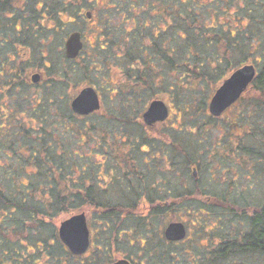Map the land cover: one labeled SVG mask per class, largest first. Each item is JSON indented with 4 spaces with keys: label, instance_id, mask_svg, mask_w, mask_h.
Returning a JSON list of instances; mask_svg holds the SVG:
<instances>
[{
    "label": "trees",
    "instance_id": "1",
    "mask_svg": "<svg viewBox=\"0 0 264 264\" xmlns=\"http://www.w3.org/2000/svg\"><path fill=\"white\" fill-rule=\"evenodd\" d=\"M98 2L0 0V64H5L0 84L1 75L10 69L11 52L20 49L28 52L38 67L45 68L47 77L42 106L22 85L20 90L12 89L14 94L7 101L0 97L4 112L0 113V214H10L4 217L5 223L21 226L20 221L25 220L35 226L43 224L39 218L86 209L99 229L102 223L108 225L109 235L116 225L123 232L132 231V237L124 235L136 243L125 253L139 254L143 264H264V192L255 206L222 201L229 211L234 208L243 213L244 228L218 234L216 247L214 230L207 231L202 222L200 231L204 228L202 234L209 238L205 245L191 242L185 248L181 247L184 243H166L162 226L154 227V222L199 204L198 198L204 193L191 187L192 183L188 185L189 180L194 186L199 182L188 176L189 169L196 170L197 127L159 134L161 142L144 139V127L141 133L134 132L140 126L137 121L144 105L160 100L157 97L166 96L182 116L201 114L203 96L249 65L256 68L248 89L257 97L253 108L260 111L261 106L264 112V0H116L118 4L110 8L119 9L116 11L128 29L100 22L96 38L100 45L105 44L93 48L100 53L97 61L94 59L98 65L84 56L75 62L62 58L66 62L61 69L59 61L53 60V44L43 42L47 36L43 24H51L48 31L53 36L83 32L85 12L93 18ZM61 15L69 21L64 22ZM71 25L72 30L68 29ZM118 49L122 54H116ZM111 70L122 75L127 87L107 88L121 99L119 109L106 113L98 110L86 117L74 114L69 107L77 86L74 77L83 76L84 80L85 72L92 71L96 78H105L97 79L96 87H92L100 94ZM139 96L144 103L141 112L135 111L139 118H129L127 106ZM8 104L11 117H5ZM112 123L120 125L117 130L124 136H112L110 142L108 128ZM250 130L246 132L250 144L260 146L258 150L245 146V152L264 163V132L253 127ZM237 140L244 142L243 136ZM145 141L148 155L141 150ZM116 145H121L120 149ZM159 145L162 169L155 162L158 155L154 149ZM103 172L104 180L112 172L114 186L106 190L99 186ZM261 176L264 178V168ZM144 198L145 207L140 204Z\"/></svg>",
    "mask_w": 264,
    "mask_h": 264
},
{
    "label": "rangeland",
    "instance_id": "2",
    "mask_svg": "<svg viewBox=\"0 0 264 264\" xmlns=\"http://www.w3.org/2000/svg\"><path fill=\"white\" fill-rule=\"evenodd\" d=\"M117 4L118 2H116V0H99L97 7H93L94 16L92 21L90 23H85L86 27L85 30H83L85 34V48L82 56L93 59L95 65H98L96 61L98 55L100 54L95 53V50H93L94 46L96 47L98 44L100 45V43L97 42L98 39L96 38L97 33L95 30L98 29L97 27L99 26L100 22H109V25L112 27L114 26L116 29H128V25L122 21V17L120 18V14L116 11L118 8H110ZM115 11L116 13L114 14ZM60 17L64 20V22L69 21L67 16L61 15ZM43 25H45L44 30L47 34L46 38H43V42H46L48 45L53 44L52 47L53 50H55L52 53L53 60L57 59L62 69L65 67L64 62H66L62 61L64 56L62 52L64 48L63 43L66 32H60V29H58V33H60L53 36L52 33L48 31V28L51 26V24L48 25L44 23ZM71 28L72 25L68 27V29ZM67 33L69 34L71 31H67ZM0 41H3V39L1 38ZM103 44L105 43H102L100 47H102ZM45 50L47 49L45 48ZM116 52L117 55L122 54L121 49L116 50ZM111 53L115 54L114 52ZM91 63L92 62H90V64ZM3 71H5V64H0V74ZM111 71L112 74L107 75L108 82L104 83L107 84L105 85L104 90L108 92L106 93L105 91H101L99 94V111H102L103 113L108 111H117L119 109V103L121 102L119 96L110 93L111 89L107 90V88L109 86L113 87V85L115 86L114 89H117L118 87H125L124 89L127 88L124 85V79L122 75L118 71ZM84 76H86L84 80L81 79L83 76L78 78L77 76L74 77L73 80L77 81L76 91H74V94L79 93L81 90L85 89V87H96L94 84L96 83L97 79L106 81L105 78H96V75H94L92 71L88 73L85 72ZM96 85L99 86V84ZM216 90L217 87L211 89L209 94L206 93V95L203 96L204 109L202 110L201 114H197V112L196 114L188 113L186 116H182L180 111L177 109V105H172L166 96L161 98L157 97V99H160V101L168 105L169 118L167 121L163 122L162 125L153 129V134L154 132L160 135L164 132L168 134H175L176 130L179 129H181V131H185L187 126L192 129L197 127V130L194 133V138L196 139L194 143L196 144V153L195 157L193 158L195 159L194 161L196 163L195 168L198 170L194 179L197 178L199 182L194 186V182L189 180L188 185L192 183L191 187H198L197 189H199V191L202 190V192H204L198 198L200 202L194 206L190 205L185 211L183 208H180L178 209V212L174 214V216L170 214L166 215V217L158 219L153 224L154 227L162 226L163 231L168 223H184L187 228L186 239L188 240H186L184 245L181 247L185 248L188 247L191 242H195L197 246L205 245L208 242V234H202L204 228L200 231L201 222L206 226L207 231L212 230V228L215 227L216 237L218 234H223L229 231L242 230L244 228L242 226V221L245 219V217H242L243 213L240 210H235L234 208L232 211H229L228 208L223 207L222 201L226 200L227 204L236 201L241 205L245 204L246 206H255L256 204L260 203L257 202V199H259L261 196L260 194L264 192V181L262 183V179L264 180V178L261 176V169L264 168V163L256 157H250L245 152V149L243 151L240 150V158L236 157L235 152L237 150L235 145L239 141L237 139H239L241 136H243L244 148L245 146H254L257 150L259 149V144L254 143L253 146L250 144L248 139L249 135H247L246 132H250L252 127L264 132L263 109L261 106H258L260 111L259 109L256 110L253 108V105H255L257 102L255 101L257 97L254 93L248 92L247 90V92L242 95L236 106L224 113V115L218 116V118H216L209 114L208 111L210 99ZM141 104L143 105L144 103L142 102V98H140V96L137 100L130 102V104L127 106L129 107V118H139V115L137 116L135 111H142L143 108ZM147 107L148 103L144 105V109ZM138 121L137 125L142 126V128H140V126H136L139 130L135 129L134 132L141 133V129L146 126L143 124L142 117H140ZM234 123H236L238 127L236 125L233 126L232 124ZM109 126L110 127L108 128L107 125V128L110 131L108 141L113 142L112 136L115 135L117 138H119L120 135H122V137L124 136L122 130H120V132L117 130V128H120V125L116 126L113 124V126H111L110 124ZM186 136L188 135H185V137ZM262 142L264 143V141ZM90 146L91 144L83 148L82 153L86 152L87 147ZM116 147L120 149L121 145H116ZM145 149L146 148L144 147L141 148L142 151ZM136 151L139 153L138 149ZM237 175H239L238 178ZM250 175L252 177H249ZM188 176L189 179L193 178L191 169H189ZM208 197L209 199H207ZM195 208L196 210H194ZM189 209L190 212L187 215L186 212H188ZM67 218L68 216H60L57 220L60 222ZM88 219H90V212L88 213ZM91 229L94 233L98 232L99 226L97 223L91 221ZM118 229L120 230L121 228L118 227ZM128 240L130 239H126L125 235H122L121 242L119 244L123 251L130 252L133 247L128 246V243L130 244ZM217 241L218 238H216V243Z\"/></svg>",
    "mask_w": 264,
    "mask_h": 264
},
{
    "label": "flooded vegetation",
    "instance_id": "3",
    "mask_svg": "<svg viewBox=\"0 0 264 264\" xmlns=\"http://www.w3.org/2000/svg\"><path fill=\"white\" fill-rule=\"evenodd\" d=\"M85 17H86L85 18L86 23H90L92 21V16L90 12H85ZM75 33L80 35L79 40L80 43H82V48L78 52V55L75 58L68 59L65 55V45H66L65 43L68 40V38ZM84 42H85V37L83 32L71 31V33L67 34L66 37H64V43H63L64 48L62 51L64 55L63 58L67 62H75L80 58H82L83 57L82 53L85 48ZM11 57L13 58V60H11V64L8 65V68L10 69L6 71V74L1 75L2 83L0 84V97L6 98L7 101L14 94L13 92L14 90L12 91V89L20 90V87L22 85V88L26 87L27 89H29V92L30 91L33 92L34 95L33 100H39L38 105L42 106L44 102L43 97L46 93L45 87H46L47 77L45 73V68L43 66L38 67L37 63L33 62V59H31L28 56V52L23 51L21 49L17 50L15 53L11 52ZM29 65L30 68L28 71ZM249 87L247 88V90L249 89ZM77 94L72 95L73 97L69 103L70 110H72L71 103L74 101V97H76ZM242 95L240 96V98L242 97ZM97 96L99 97L98 92H97ZM38 97H40V99ZM240 98L238 99V101L240 100ZM28 100H29V104L31 103L32 105V100L30 98H28ZM238 101H236V103L231 105L227 110L222 112L220 116L224 115V113H226L231 108L236 106ZM5 111L8 112V115H5V117L9 116V114L11 117L13 111L10 108L9 104L8 106H6ZM0 113H4L2 112L1 107H0ZM94 113H91L89 115H92ZM168 118L165 121H167ZM162 124L163 123H155L150 127L144 124V126H146L144 127L146 133L144 139L147 137L154 138L156 139V141L161 142V136H159V134H157L156 132H154L153 134V129H155L157 126H160ZM235 146L237 147L236 148L237 150L235 151L236 157L240 158L239 157L240 150L243 151L245 149L243 143L237 142ZM142 147L146 148L145 150H143L142 154L148 155L150 152L148 150V144L146 141L144 142ZM154 152L156 155H158V158L155 160V162L158 164V168L162 169L160 164L164 158L162 155L161 145H159V149L157 146V149H154ZM151 163L152 161H150V164ZM195 171L197 175V170ZM111 173L109 172L107 173L110 175V178L106 180H104L103 177L104 174L106 173L105 172H103V174L101 173L102 177L100 179L99 186L102 190H106L109 189L111 186H114L112 185L113 181L110 180L112 176ZM238 177L239 175H237V178ZM249 177L252 176L250 175ZM161 182L164 185L166 184L164 178H161ZM140 204L141 206L145 207L146 199L144 198L140 202ZM88 213H89L88 210L84 209L68 214H61L57 217L39 218V221L43 222V224H36L35 226L27 225L24 220V221H20L22 223L21 226L10 227L9 225H7V223H5L4 220V217L10 216V214L6 212L5 213L2 212L0 214V264H115L119 261H127L129 264H143L138 258L139 254L136 255L127 254L125 253V251L122 250V248H120L119 243L121 242L122 235L124 236L125 233L126 234L129 233L132 237L133 236L132 231L123 232L121 229L120 231L118 229V226L116 225L113 233L109 235L108 233L110 229L108 228V225L106 223H102L99 231L94 233L93 230L91 229V220L88 219ZM79 214H82L86 219V230H88V246L80 254H76L69 251L68 247L64 244V242L61 241L58 230L61 223L68 221L69 218L78 216ZM60 216H68V218L58 222L57 219ZM182 224L184 225V223ZM165 228L162 231L163 238H164L163 233ZM212 230H214L213 247H216L215 227L212 228ZM186 234H187V228H186ZM186 238L181 240L180 242H170V241L168 242L166 238L164 239L168 244L171 243L177 245L180 243H184L186 240H188ZM99 242L100 244H98ZM129 242H130L129 246L134 247L136 241L134 242L133 239H130ZM205 247L209 249L207 246Z\"/></svg>",
    "mask_w": 264,
    "mask_h": 264
},
{
    "label": "water",
    "instance_id": "4",
    "mask_svg": "<svg viewBox=\"0 0 264 264\" xmlns=\"http://www.w3.org/2000/svg\"><path fill=\"white\" fill-rule=\"evenodd\" d=\"M80 35L72 34L65 45V55L68 59L75 58L82 48ZM256 75L253 65L244 66L237 72L231 74L223 84L217 88L210 99L209 112L218 117L231 105L236 103L240 96L246 92ZM74 114L86 117L100 110L99 97L92 87L81 90L71 103ZM168 106L160 100H153L148 108L142 113L143 123L150 127L155 123H163L168 116ZM196 176V171L193 172ZM60 239L68 247L69 251L80 254L88 246V230H86V219L82 214L74 216L61 223L59 227ZM164 238L169 242H180L186 237V227L181 222L168 223L164 230ZM115 264H129L127 261H119Z\"/></svg>",
    "mask_w": 264,
    "mask_h": 264
}]
</instances>
